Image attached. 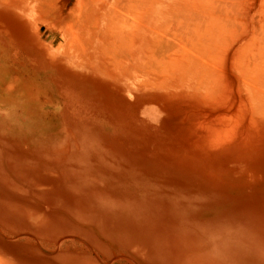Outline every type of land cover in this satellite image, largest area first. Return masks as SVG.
Instances as JSON below:
<instances>
[{
    "label": "bare ground",
    "instance_id": "6f19581e",
    "mask_svg": "<svg viewBox=\"0 0 264 264\" xmlns=\"http://www.w3.org/2000/svg\"><path fill=\"white\" fill-rule=\"evenodd\" d=\"M0 2V9L6 11L0 15L9 17L7 22L0 21V48L13 45L23 58L10 61L14 51L0 50V137L7 141L0 144V264H115L119 259L123 260L119 264H264V211L249 214L245 225H232L224 216L210 215L207 224L201 223L203 230L193 229L178 218L170 204L160 205L155 188L135 179L137 174L155 172L141 153L119 146V141L105 136L106 132L87 128L67 133L57 129L61 121L57 113L50 117L41 111L35 116L32 109L37 101L29 86L34 70L46 71L40 65L54 62L109 73L123 84L125 89L117 85L126 94L131 93L129 88L159 86L177 96L196 91L208 97L222 75L221 68L211 66L210 56L218 41L225 42L245 87L247 103L243 109L250 114L243 116L241 124L245 131L254 133V127L264 125V0ZM244 4H249L247 26L243 31L235 30L237 37L229 36L228 28H233ZM48 28L62 35L64 42L57 47L44 45L41 37ZM50 103L42 102L46 106ZM32 135L38 141L23 138ZM49 136L51 142L68 143L65 151L69 149L71 156L67 162L73 159L79 168L66 164L61 169L65 152L60 146L49 149ZM13 137L21 139L11 143ZM10 143L11 152L4 154L3 148ZM24 145L31 150L49 149L52 154L46 155L47 161L40 160L43 164L34 165V159H20L14 154L29 151ZM129 157L138 160L130 162ZM82 161L88 165L82 166ZM196 161L195 176L209 189L221 192L223 180L210 176L219 172L211 173V164ZM167 170L174 173L162 166L160 172L164 176ZM128 173L134 177L126 176ZM123 179L129 182L123 183ZM129 186L143 191L130 195L136 196L133 201L112 193H131ZM81 242L84 245L78 246Z\"/></svg>",
    "mask_w": 264,
    "mask_h": 264
},
{
    "label": "rangeland",
    "instance_id": "374dc122",
    "mask_svg": "<svg viewBox=\"0 0 264 264\" xmlns=\"http://www.w3.org/2000/svg\"><path fill=\"white\" fill-rule=\"evenodd\" d=\"M244 5L239 10L240 16L237 13L236 20L232 24L233 28H228L227 34L229 36L237 37V34L247 26L249 4ZM4 12L6 11L1 8L0 14ZM8 18V15H0V21L7 22ZM238 24L239 28L237 27ZM236 29H240L239 32L237 31L238 33L235 31ZM227 34L226 36L229 37ZM62 39V35L53 31L52 28L46 29L45 35L41 37L42 43L49 48L57 47L61 42L63 43ZM217 44L218 48L212 50L210 63H212V67L215 66L213 68H221L222 70L219 69L221 72H218L222 75H219L221 78H218L217 87L211 90L212 93L208 97L201 96L202 92L196 91L191 92L192 94H188V96L181 95V93L177 96L176 94L167 93L168 90L162 87L159 88V86L158 88L148 87L140 90L129 88L131 93L126 94L118 86L121 84L120 86L125 89L123 84L114 76H109L107 70L108 75H105L92 69L67 68L61 63L46 62L47 64L40 65L43 68L45 67L46 71L37 72L34 70V74H28L29 86L32 87L31 93H34L32 96L37 101L32 113L37 116L41 111H44L49 113L50 117L57 113L61 117L60 124L53 122L57 124V129H62L67 133L82 131L87 128L98 132H106L108 134L104 133L105 136L119 141L116 142L119 146L131 148L136 154L141 153L145 157L143 159L146 160L143 161L152 165L151 169L155 172L137 174L135 179H138L142 184L155 188L156 200L160 202V205L164 202L170 204V208L176 212L178 218L193 229L201 228L203 230L201 223L207 224L206 217L210 215L214 217L224 216L227 223L232 225H245L248 222L246 219L250 218L249 214L264 211V199H262L264 198V125L254 127V131L256 129L254 133L245 131V126H242L241 121H245L243 116H249L250 114L243 109L247 103L245 89H243L245 87L241 86L242 82L239 75H237V68L232 60L233 57L229 55L232 50H228L229 46L225 42L224 45L219 41ZM10 46L7 49L0 48V50L6 52L14 51L15 55L8 54V60L15 62L23 60L22 57L17 55L16 49L12 47L13 45ZM2 51H0V57ZM18 54L24 55L19 51ZM217 58L220 61L216 60ZM228 59L230 60L228 61ZM33 60H31V64H34ZM34 66L36 69L41 70L37 65L34 64ZM226 66L229 71H227ZM14 70L16 73L18 72V69ZM234 80H236L235 83ZM147 82L151 81L148 80ZM151 83L156 82L153 80ZM52 84H54V88ZM2 92L0 91V99H3L1 97ZM234 96L237 98L235 99ZM44 98L51 103L47 106V103L43 105ZM7 106L9 107L11 104L8 103ZM233 106L234 109L232 110ZM10 108L19 109L14 106ZM214 111H217V113ZM232 114L233 116H231ZM226 117L229 119H226ZM233 129L235 133H233ZM234 134L235 136H233ZM202 136L205 137L202 138ZM115 137L121 139L124 137L125 140L115 139ZM23 138L31 141H38L39 139L33 137V135ZM101 138L106 139L104 136ZM195 138L197 139L194 140ZM18 139L21 138L13 137L11 143L12 141L18 142ZM48 139L47 146L49 149L52 150V146L57 148L60 146L65 152L66 157L60 159V163H63L61 169L66 164H72L74 168H79L73 159H70L69 163L67 162V159L71 156L69 149L67 152L65 151L68 143L61 145V143H56L57 141L51 142L52 136H49ZM211 139L214 142L210 143ZM65 141H68V139ZM11 143L3 148L6 149L3 151L4 154L11 152L8 149V147L11 148ZM0 144H7V141L0 137ZM24 147L29 151L14 154L20 159H34L36 162L34 165L43 164L40 160L45 162L46 155L52 154L49 149L41 148L38 150L35 148L31 150L26 145ZM168 149L172 152L167 153L166 150ZM166 154H170V156L166 157ZM129 159H131L130 162L138 160V158L133 157H129ZM196 160L211 164V173L219 172L218 176L213 174H210V176L214 180H223L224 190L218 192L216 188L211 187L209 189L206 182L195 176L193 163H198ZM81 165L87 166L88 163L82 161ZM161 166L172 170L174 173L167 170L163 172V176L160 172ZM184 174L190 175L185 176ZM128 175L131 178L134 177L130 173L126 176ZM127 182H129L127 179H123V183ZM232 182L238 184L233 185ZM72 187L74 185L70 186V188ZM129 189L131 193L127 190H118L112 193H119L121 196L133 201L136 196L130 195H140L143 192L139 187L129 186ZM233 194L236 196L233 197ZM44 204L47 207L46 202ZM187 216H190V218H186ZM238 217L239 221H237ZM27 241L29 240L21 239V242ZM82 244L84 245L81 242L78 246ZM52 254V252L48 253V256ZM120 261L123 260L119 259ZM119 262L116 263L119 264Z\"/></svg>",
    "mask_w": 264,
    "mask_h": 264
}]
</instances>
